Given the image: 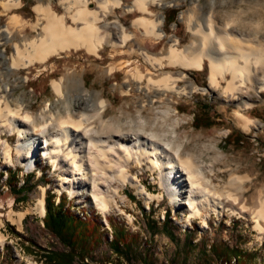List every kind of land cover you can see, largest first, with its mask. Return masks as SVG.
<instances>
[{"label":"rangeland","instance_id":"374dc122","mask_svg":"<svg viewBox=\"0 0 264 264\" xmlns=\"http://www.w3.org/2000/svg\"><path fill=\"white\" fill-rule=\"evenodd\" d=\"M48 2L58 9V13L63 12L58 0H20L19 8L7 13H2L0 7V32L12 13L26 24L34 23L36 14L32 7ZM121 2L119 7L113 8L108 19H119L126 31L134 34L135 38L126 47L114 52L104 46L99 57L88 55L84 50L71 51L51 58L45 65L14 71L6 79L9 85L15 86L10 96L22 97L35 116L48 104L53 113L61 115L68 110L73 114H78L79 110L80 113L87 112L100 135L115 134V131L127 136L138 133L144 137L154 135L152 139L171 149L172 153L179 149L181 155L190 156L196 162L202 173L200 180L204 186L207 185L204 190L209 189L206 195L210 201L198 204L199 215L188 219V205L173 201L175 199L172 200L160 185V175L166 173L164 164L152 171L145 163L136 165L131 162L129 174L135 176L148 193L159 194V199L147 201L137 195L129 184L113 181L111 189H117L120 197L111 192L104 193L111 196V203L109 209L102 213L87 189L77 188L73 194L64 189L58 191L59 171H54L41 156V150L37 151L31 170L20 164L7 165L0 159V264H42L33 249H63L57 238L44 228V216L33 210L42 188L45 189L44 199L52 193L56 202L60 196L67 199L73 206V213L98 217L108 241L112 239L108 219L122 226L137 238L135 251L138 254L147 253V264H202L205 260L206 264H219L208 252L213 243L237 246L243 254L257 257L253 264H264V233L257 232L247 214L255 210L258 199L264 197V91L258 92L259 85L252 83L243 85L232 98L222 94L224 82L216 90L209 89L207 60H204L202 70H186L185 79L174 81L177 89H183L179 94L158 86H147L145 80L138 83L131 77L135 66L144 74L150 70L137 51L165 54L170 42L175 39L176 48L182 50L188 47V50L198 51L200 37L193 31L197 24H201L207 32L209 21L214 25L215 33H227L240 46L264 52V0H157L159 4L148 5L152 16L144 17L161 20L159 28L163 37L160 40L146 38L141 30L136 31L131 22L142 14L127 10L133 0ZM90 7L94 8L95 4ZM171 9L175 10V21L167 24L166 12ZM189 24L193 27L192 31ZM24 34L28 38L34 36L28 26ZM0 43V59L9 65L12 42ZM120 50L122 54H119ZM221 52L228 54L231 51L223 48ZM119 67L121 69L118 70ZM180 70L179 67L167 66V61H163L162 68L154 72L153 79L157 80L160 73L176 77ZM257 70V78L262 79L264 64L259 65ZM59 78H62V99L54 94L50 86L51 80ZM102 100L105 107L99 119L94 114ZM201 104L209 107L206 116L201 113ZM203 117L209 125L195 128L194 120L201 121ZM244 119L252 120L253 125L249 129H243ZM235 132L240 136L239 143L232 144ZM16 138V135L11 136L9 143L14 144ZM8 175H13L17 181L16 188L26 180L27 191L21 195L14 194L13 187L6 181ZM204 190L198 191L196 201H200V193ZM228 194L238 198L246 212L232 213L229 209H234V205L227 200ZM217 202L224 206L215 207ZM11 211L24 214L20 224L8 220L7 215ZM167 214L168 231L173 239L160 230ZM147 219L157 224L158 229L153 234L146 225ZM30 245L34 247L31 250L28 249ZM104 257L111 262L107 264H128L123 259H117L103 244L93 254L92 261L102 264ZM130 264L140 263L134 259ZM229 264L235 262L231 260Z\"/></svg>","mask_w":264,"mask_h":264},{"label":"bare ground","instance_id":"6f19581e","mask_svg":"<svg viewBox=\"0 0 264 264\" xmlns=\"http://www.w3.org/2000/svg\"><path fill=\"white\" fill-rule=\"evenodd\" d=\"M156 1L133 0L132 6L127 10L142 14L131 22L136 31L141 30L146 38L160 40L163 37L159 28L161 20L144 17L152 16L148 5L155 4ZM19 3L20 0H0L1 12L18 9ZM57 3L62 8V13H58V9L52 6L51 2L35 4L32 9L36 14V21L30 25L12 13L0 32V42L11 41L13 47L9 65L0 59V159L7 165L20 164L31 170L35 165L37 151L41 150V156L51 164L54 171H59L58 191L64 189L73 194L77 188L87 189L102 213L109 209L111 203V196L104 193L111 192L120 197L117 189H111L113 181L122 185L129 184L137 195L147 201L159 199V194L148 193L138 179L129 174L128 166L131 162L136 165L145 163L153 171L164 164L166 173L160 175L161 187L172 200L175 199L173 201L188 205V219L198 216L199 210L196 206L210 201L207 198L209 189L204 190L207 185L204 186L201 182L200 168L190 156L181 155L179 149L172 153L171 149L154 141V135L144 137L138 133L127 136L120 134V131L111 135H100L87 112L80 113L81 110L78 114H73L67 109L65 115H61L59 112L53 113L48 104L35 116L22 97L10 96L15 86L9 85L6 79L14 71L45 65L51 58L71 51L84 50L88 55L99 57V52L104 46L115 52L126 47L127 43L135 38L133 33L126 31L119 19H108L113 13V8L121 5V0H58ZM93 3L94 8L90 7ZM27 26L34 33L31 38L24 34ZM196 27L193 33L200 37L201 44L198 51L188 50V47L182 50L176 48V39L170 42L165 54L152 55L146 51H137V55L150 66V70L144 74L135 66L131 77L138 83L145 80L147 86H158L159 89L179 94L183 89H177L174 81L185 79L186 70H202L204 60H207L209 89L216 90L220 83L224 82L222 94L232 98H235V94L243 85L255 83L259 85L258 92L264 91V76L258 79L256 74L259 65L264 64L262 50L240 46L230 39L227 33H215L211 21L207 22V32L201 24ZM189 30H193L190 24ZM20 37L21 39H18ZM223 48H228L231 52L222 53ZM118 52L123 53L121 50ZM163 61H167L169 67H179L181 70L176 73V77L169 73H160L159 78L154 80L153 74L160 71ZM61 79H53L50 82L52 91L60 99L64 97ZM104 107L105 102L102 100L94 114L99 119ZM251 121L244 119L243 129H249L253 125ZM13 135L17 138L14 144H10V137ZM202 190L204 191L200 193V201H196V194ZM44 195L45 189L42 188L41 195L33 207L41 217L45 215ZM227 196V200L234 205V209H229L232 213L246 212L245 206L240 204L238 198L231 194ZM214 206L224 205L217 202ZM247 214L257 232L263 234L264 197L259 198L256 209ZM23 215L11 211L7 218L12 223L20 224Z\"/></svg>","mask_w":264,"mask_h":264},{"label":"trees","instance_id":"16d2710c","mask_svg":"<svg viewBox=\"0 0 264 264\" xmlns=\"http://www.w3.org/2000/svg\"><path fill=\"white\" fill-rule=\"evenodd\" d=\"M175 17V10H168L165 17L166 23L169 24L175 21ZM208 109V105L201 104L200 110L202 115L206 116ZM200 120L201 121H198L197 118L194 120L195 128L209 125L205 123V117ZM234 136L235 140L232 141V144L239 143V134L235 132ZM6 181L11 188L13 187L12 191L14 194L21 195L27 191L25 185L28 182H26V180L23 181L18 188H16L18 183L14 180L13 175H8ZM44 206L45 215L43 217V226L49 233L57 238L63 249L57 250L40 247L33 249L34 247L30 245L28 249L34 250L37 259L40 260L42 264H95L92 261L93 254L103 244L107 246L109 251L117 259H123L128 264L133 262L134 259H136L137 263L147 264V253L138 254V252L135 251L134 245L137 242V238L126 232L122 226H119L112 219H108L112 234L111 241H108L105 232L102 231L103 224L100 219L96 216L87 217L84 213L82 216L73 213V206L70 205L64 197L60 196L56 202L55 195L49 193L44 199ZM146 225L152 234L158 229L155 221H149L147 219ZM168 227L169 215L167 214L164 217L160 230L167 234L170 239H173L172 234L168 231ZM188 242L190 243L191 240ZM208 252L211 253L219 264H229L231 260H233L235 264H253L254 261L257 260V257L254 255L249 256L243 254L237 246L230 247L220 243L211 244ZM206 262L205 260L202 264H206ZM107 263L111 262L108 257H104L102 264Z\"/></svg>","mask_w":264,"mask_h":264}]
</instances>
